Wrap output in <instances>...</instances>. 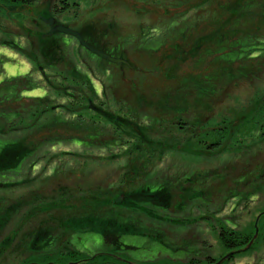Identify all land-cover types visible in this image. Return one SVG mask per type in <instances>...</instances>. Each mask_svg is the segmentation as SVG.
I'll return each mask as SVG.
<instances>
[{"label":"rangeland","instance_id":"obj_1","mask_svg":"<svg viewBox=\"0 0 264 264\" xmlns=\"http://www.w3.org/2000/svg\"><path fill=\"white\" fill-rule=\"evenodd\" d=\"M75 1L80 7H73L70 16L60 14L56 17V25L62 24L76 31L84 25L94 24L95 32L98 36H102L100 42L103 43L104 50H108L106 54L115 59L123 55L134 66V68H121L108 60L103 62L96 57V54L92 56L91 52L89 54L87 49L88 52L83 49L77 39L65 35V40L69 44L66 48L67 58L78 71L92 77L98 92L102 93V88L105 87L106 97L102 94L99 97L106 105L115 104L116 110L119 109L118 104H124V107L128 110L131 108L139 119L143 116L158 120L159 116L165 119L169 117L170 125L167 126L171 131L179 132L181 130L179 121H173L176 114L187 116L185 117L187 120H193L196 114L201 113L206 117L213 115L216 120H221V115L233 111L235 120L240 121V115L243 114L240 111L241 107L248 105L256 93H264V23H262L264 0H182L187 3L162 1L158 5L148 0ZM241 3L243 4L240 5ZM220 4L224 7H219ZM225 4L231 9L228 10ZM187 10L189 11L185 13L184 11ZM21 13L23 15H15L11 18L0 13V58L5 62L4 70L0 73V82L33 74L39 88L30 90L24 96L41 98L47 93L50 100H53L54 106H62L68 101L61 97L59 92L54 93L49 88L50 80H58L59 73L57 70H48L44 67L43 56H39V39H36L38 34H48L52 28L46 22L40 21L36 12L32 16L27 11ZM225 20L229 27L228 31L241 29L239 38L244 41L246 49L248 47L257 49L253 52L256 51L260 59L250 60V51H248L244 57L247 61L241 62L243 64L209 67L208 71L211 74L216 70L214 78L218 92L217 94L209 92V98L206 96L200 100L197 94L200 88L188 84L181 89L182 81H179L177 75H174L176 78L172 75L173 70H166L167 66L160 68L157 62L159 56L150 50L156 51L161 41L181 40L183 33L191 36L196 32V36L203 34V31L208 32L212 25L221 27ZM197 23L200 24L199 29L196 27ZM247 41L250 43L248 47ZM6 43L22 46L27 54L34 53V56L39 57L42 73H45L39 72L38 67H35L30 59L8 48ZM218 46L215 44L213 50L202 51L201 56L212 54L215 58V54L221 53ZM121 53L123 54L119 55ZM196 69H183L180 72L182 75L185 74L183 71L187 74L193 72L195 75L198 72ZM185 81L189 82L188 79ZM207 89L209 90V87ZM168 94L175 95L169 97ZM175 98L178 102L175 100L174 102L179 105H177L179 110L168 106ZM212 108L214 112L211 114ZM262 111L264 112V108ZM255 112L256 114L252 115L256 117L258 113ZM236 116L240 117L236 118ZM54 118L53 116L46 122L41 121L46 131L51 132ZM55 124L63 126L57 122ZM187 124L190 125V122ZM220 126H215L214 129L217 131L213 132V135L208 134L212 137L201 136L202 142L198 147L196 146L198 150L192 153L183 149L184 143L171 153L158 152L160 158L159 160L155 158L158 164L151 166L150 169H146L143 163L136 162L124 169L123 160L122 163L118 161L109 163L107 159L120 154L116 147L110 146L111 136H116L113 135L109 125L104 132L109 142L104 138L108 143L102 142L93 148L86 149L71 142L54 146L50 142H43L36 155L22 166V171L1 179L9 184L23 181L24 183L18 187L10 184L12 187L0 190V208L36 190H39L44 203L57 204L60 202L54 201L57 196L62 194V197L66 198L67 193H71L69 197L72 198H79L85 194L84 196H98L103 201L111 202L116 194L122 192L123 198V193H132L140 189L142 186L140 183L149 181L150 183L145 185L156 183L168 186L172 194L168 208L156 205L151 211L152 206L145 204L139 206L140 210L131 212L127 209L111 207L110 204L107 205L109 209L104 208L106 207L104 205L98 207L97 216H104L109 220L128 221L136 228V234L129 235L125 241L137 249L131 250L122 260L114 264H169L172 260L168 255L177 256L178 251L187 254L180 258L172 256L176 262L180 261V264L187 263L193 257L199 260L195 263L201 264L208 263L206 257L215 260L212 264H264V127L258 130L250 124L238 137L239 139L232 140V147L208 148L211 141L220 137L222 143L229 137L227 131L223 129L225 125ZM41 129L37 133L41 132ZM186 130H182L181 133L185 135ZM15 137L21 139L24 135ZM203 140H207L206 147ZM105 144L110 146L109 149L99 151L98 149ZM93 154L98 157H93ZM77 157L80 158L81 163L86 162L88 158H93L96 163L88 165L87 168L82 166L83 169L76 171L75 174L70 173L69 169L75 166L73 164L77 161L74 158ZM57 165L62 167V171L60 175L55 176L54 170ZM122 170L128 175L124 177L125 182L118 190L115 187L120 182ZM136 170L147 173L149 177L144 175L139 180H134L135 177L140 176ZM150 171H153V174H150ZM63 173H66V176L62 175ZM195 191L200 192L203 196L202 200H189ZM246 196L250 198L246 199ZM84 204L85 201L79 198L77 206ZM32 206L34 207L35 204ZM48 207L49 205L40 208L45 210L34 209L35 212L26 218L25 214L24 216L18 214L11 220L0 235V243L3 239L12 236L11 243L4 246L0 252V264H20L30 255V251L26 253L24 251L27 247V235L38 225L52 226L50 220L56 223L60 217L61 227H65L67 218L70 217L67 211H64L65 209L59 204L57 207L61 209H55L57 207L48 209ZM55 223L53 225H56ZM253 226L256 227L255 235L246 247L230 249L222 242L220 233L223 229L224 231L230 229L237 237L235 239H238L242 235H249ZM63 228L59 230L62 231ZM65 235V239L68 240L75 233L67 230ZM60 237L58 238L61 241L65 240L64 237ZM80 242L82 244L79 248L85 256L108 249L105 241L92 234L83 235ZM33 259L34 257L30 258L29 263ZM32 264L47 263L37 258Z\"/></svg>","mask_w":264,"mask_h":264},{"label":"trees","instance_id":"obj_2","mask_svg":"<svg viewBox=\"0 0 264 264\" xmlns=\"http://www.w3.org/2000/svg\"><path fill=\"white\" fill-rule=\"evenodd\" d=\"M148 1L156 5L162 1H173L177 2L176 4L187 3L182 0ZM242 4L243 3L240 5ZM221 5L222 4L218 6L220 7ZM76 6L77 8L80 7L75 0H42L41 2L36 0H0V13L6 15L7 18H11L15 15H23L21 12L24 11H27L31 16L36 12L39 14L40 21L45 22L50 18L56 20V17L60 16V14H69L70 16V10ZM226 7L228 10L231 9L229 5H226ZM188 11L189 10L184 12L186 13ZM73 13L77 14L76 12ZM91 25H84L76 31L79 32L86 42L93 48H96L102 53H108V50H104L103 43L100 42L102 36H98L97 32H95L96 30L93 28L94 24L93 26ZM219 28V25H212L208 32L203 31V35L206 33L208 38L213 40L217 39L213 36ZM36 39H39V56H43L44 67L48 70H57L59 73V77L57 76L59 78L58 80H50L49 88L52 89L54 93L59 92L58 94L61 97H64L68 102L62 106L56 107L52 104L53 100H50V96L47 93L41 98L25 97V93L39 88L38 82L33 77V74H29L23 78H11V80H3L0 82V190L12 186H22L21 184H23L24 181L12 182V184L10 182L12 185L10 186L9 183L2 181L1 179H5L9 174L22 171V166L26 161L32 159L33 156L36 155L41 148V143L50 142L54 146L59 143L71 142L79 146H84L86 149L93 148L97 144L106 142L105 139L108 141L104 135V132L107 131L105 129H108L107 125L111 126L110 129L112 130L113 135L117 137L116 140V137L111 136L112 142L110 146L111 148L116 147L120 153L113 158L110 157V159H107L110 161L109 163H111V161L122 163L123 157L128 164L133 160V162L136 163H143L144 167L147 169L148 167L158 164L155 159L157 158L159 160L160 158L158 152L162 151L161 153H171V151L178 149V146L181 147V145H183L185 139L183 133H181V130H179V132L171 131V128L167 126V124L170 125V122H168L165 117L159 116L160 118L158 120L155 118L147 119L143 116V118L141 117L139 119L133 113L132 109L130 108V110H128L124 107V104H118L119 106L117 105V107L119 109L116 110L114 108L115 104L106 105L105 102H102L99 96L102 94V96L106 97L105 87L102 88V93L98 92V89L94 87V83L91 79L92 77L86 73L78 71L77 67L67 58L66 48L69 44L65 40L64 34L50 31L48 34H38ZM220 39L221 38H219L218 41H220ZM207 42H210V40ZM5 45L16 52L18 51V53L27 59H30L31 62L34 63V66L38 67L37 69L39 72H43V68L40 67L41 62L39 61V57L34 56V53L27 54L24 51V48L18 44L14 45L6 43ZM82 48L86 50V48ZM88 53L91 54L90 52ZM122 54L123 53L119 55ZM91 55L96 56L95 54ZM96 57L103 62H106L99 56ZM120 58L127 61V58L123 55L120 56ZM4 65L5 62L0 58V73L4 70ZM103 73L106 74V72ZM192 87L195 88L198 87V85L195 84ZM197 94L199 99H201L202 95L200 89ZM177 105L178 104L173 100L168 106L173 107V109L176 108L175 110H179ZM263 108V92L256 93L251 101H249L248 105L241 107L240 111H242L243 114L240 115V121L236 119V123L234 124L236 127L237 139H239L238 137L242 135L241 133H244L245 128L250 126V124H253L254 128L258 130L263 129L264 112H261ZM255 111L258 113V116L256 117L255 115H252L256 114ZM53 116L55 117V121L51 132L48 130L46 131V128L41 124V121L43 120L46 122L53 118ZM176 116L181 115L176 114ZM239 117L236 116V118ZM221 118V121H219V119L216 120L211 118V120H207L208 124L207 121L203 122L202 120H197L196 122H192L194 125L193 129L197 130L199 128L204 131L208 130V127H217V125H221L222 127L224 125L229 126L227 123L228 116H221ZM223 120H225V122H222ZM56 122L63 126L56 125ZM40 129L41 132L37 133ZM249 131H251L250 128ZM18 135H24V137L18 139L15 137ZM199 139L202 140L200 137H197L195 139L196 141L190 139L191 146H197V140ZM223 143H225V141ZM228 143H230L229 140ZM110 146L105 144L98 150L105 151L109 149ZM92 156L98 157V155L95 154ZM101 156L102 155H100V157ZM74 159H76L77 162L73 164L75 166H73L72 169H69L71 171L70 173L73 174H75L76 171L78 172V170L83 169L81 168L82 166L87 168L88 165L96 163L93 158H88L85 160L86 162L83 163H81L79 157ZM60 171H62V167L57 165L54 170V175H60ZM136 171L140 174V177L144 175L149 177V175L143 171ZM148 171L149 170H147V172ZM152 173L153 172L150 171V174ZM65 174L66 173H63L62 175ZM121 174L122 175L119 179L120 182H118L115 187V189L118 190H120L124 184V174L123 172ZM141 174L143 175L141 176ZM38 191L39 190H36L31 194H25L24 196L13 200V202L1 206L0 235H2L11 220L18 214H22V216L25 214L26 218L31 213L35 212V210H45L40 208L45 207L46 205H49L48 209H51L57 207L59 204L65 209L64 211H67L66 213L70 217L67 218L68 221L65 223L64 228L61 227L62 222L59 221V217L56 223L55 221L50 220L52 226H43L40 224L36 229L31 231L30 234L27 235V247L24 250L25 253L26 251H30V255L20 264H32L37 258L42 259V261H45L47 264H114L116 261L119 262V260L124 258L123 256H125V254L129 253L131 250L137 249L125 241V238L129 237V235L136 234V228L131 226L133 224L128 223V221H121L118 219V221L115 219L109 220L107 217L97 216L96 214L99 210L98 207L104 205L106 206L104 208L109 209L110 207L107 205L110 204L111 207L115 206L122 210L127 209L134 212L140 210L139 206L141 207V205L149 204L152 206V211V208H155L156 205L168 208L170 206L169 199L172 196L168 186H162V184L155 183V185H144L132 193H123V198L121 196L122 192H120L112 198L111 202L108 200L103 201V199L98 196H84L85 194H82L83 196H79V198L82 201H85V204L83 206H77L79 198L69 197L71 196V193H67V199L63 198L62 194L57 196L54 201L60 202L54 204V202L44 203L41 199V194H39ZM202 197L203 196L200 192L195 191L193 192V195L189 197V200H202ZM249 198L250 196H246V199ZM32 204H35V206L33 207ZM30 207L33 208L30 209ZM167 208L165 209L166 211ZM55 209L61 208L57 207ZM151 211L150 214H152ZM38 212L39 211H36V213ZM46 212H48V210H46ZM75 212L79 214L74 215L73 213ZM54 223L56 225H53ZM57 225L58 230H56ZM61 228H63L62 231L59 230ZM255 229L256 227L253 226L251 230L252 232L249 235H242V237H238V239H235L236 236L233 231H230V229L227 231H224L225 229H223L220 236L225 246L230 249L242 246L246 247L255 235ZM67 230L75 233V235L72 237L70 236V239L68 240L65 239ZM85 234H92L100 237L105 241L106 246L108 245V249H104L102 252H92V254L89 252L91 256L82 255L84 252L79 247L82 244L80 241ZM138 235H141V233H138ZM58 237H64L65 240L61 241ZM11 241L12 236L3 239V242L0 243V252H2L1 250L4 246L6 247L9 245ZM178 253L177 256L168 255L170 256L169 259L172 260L169 264L181 263L180 261V263L176 262L174 258H180V256H183L185 253H180L179 251ZM184 256H187V254ZM32 257H34V259L29 263V259ZM206 258L208 261L207 264H212L215 261L212 258ZM96 259H98V261H96ZM195 261L199 260L193 257L187 263L183 264H201L200 262L195 263Z\"/></svg>","mask_w":264,"mask_h":264},{"label":"flooded vegetation","instance_id":"obj_3","mask_svg":"<svg viewBox=\"0 0 264 264\" xmlns=\"http://www.w3.org/2000/svg\"><path fill=\"white\" fill-rule=\"evenodd\" d=\"M222 7H224V6H222ZM199 25L200 24H198V23L196 24V27L198 29L200 28ZM228 28L229 27L227 26V21L225 20V21H223V24L221 25L219 30H217V32L213 36V37H216L217 39L213 40L211 38H208L206 36L207 35L206 33H204V35L198 33L199 35H196V36H195L196 32L193 33V35H191V36H189L186 33H183L181 40H179V41H168V40L161 41V43L157 45L158 49L156 51H155V49L154 50L152 49L150 51H152L153 54L157 53V55L159 56L158 57L159 59L157 62L159 64L158 66L160 68L162 66H167L168 68L166 70H168V71L173 70L174 74H172V75L173 76L177 75V78L179 79V81H182L181 82L182 84H180L181 89H184V87H187L188 84L190 86L197 84L200 89L203 88L204 90H200V93L202 95L201 99H203L204 97L208 96L209 92H213L214 94H217V92H218V85L216 86V81L214 78V72L216 70L213 72V74H211L208 71L209 67L243 64L241 62H245L246 59L244 57H245L246 53H248V51H250L249 52V55H250L249 59L250 60L256 61L258 58L260 59V55H257L256 51L253 52V50H257V49H254V47H248V44L250 45L249 41H247V47L248 48L246 49L244 41L239 38V35L241 34V29L236 28V30H234V29L229 30L231 32V33H229ZM219 38H221L220 41H218ZM208 40H210V42H207ZM198 43H200V44H198ZM215 44L219 45L218 47H220V49H221V53H219V55L215 54V58H214V55H212V54H205L204 56H201L200 53L202 51L213 50L212 47ZM215 61H216V63H215ZM119 66L121 68H125V67L134 68V66L132 65L130 60H127L125 64L119 65ZM194 68H197L196 70L198 71L195 75H193V72L187 74L186 71H183V72H185L184 75H182V72H180L183 69H194ZM237 74H238V72H237ZM185 79H188L189 82H186ZM195 80H197V81H195ZM208 87H209V90L207 89ZM168 95H169V97H171L175 94H173V95L168 94ZM208 98H209V96H208ZM176 99L177 98H175L173 100L176 101ZM176 102H178V101H176ZM162 105L164 106V103ZM213 110H214V108H212V112H210L211 114L214 112ZM234 110H235V108H234ZM248 113H249V111H248ZM221 116H223V117L228 116L229 121H227V123L229 126H225V127H223V129L227 131L228 136H229L228 138H230L229 139L230 143H228V140H226L228 138H225V143H223V142L221 143L220 142L221 138L219 137V139H215V141H211L208 148L217 147V148L223 149V147H224L227 149L228 146H230V147L232 146L233 143L231 141L233 139H235V140L237 139L236 127L234 125L236 123L235 112L229 111L228 114L221 115ZM185 117H187V116H183V115L176 116V117H174L173 121H179V124H180L179 127H181L180 128L181 131L184 129H187L186 133H188V134L187 135L183 134V137L185 138L184 142H183L185 146H183V149L188 150L190 153H192V151H195L198 149L196 148V145H195V147L191 146V140L196 141L195 139L197 137H201V136L202 137H212V136H209L208 134H212L213 132L217 131L214 129L215 127H208V130H204V131H202L199 128L197 130L193 129L194 125L192 124V122H196L197 120H202L203 122H205L211 118L212 119H216V118H214L213 115L206 117V115H203L202 113L196 114L195 117L193 118V120L192 119L187 120V118H185ZM168 118L166 119L167 121L169 120ZM219 121H221V120H219ZM188 122H190V125L187 124ZM222 122H225V120H223ZM207 124H208V121H207ZM220 131H221V129H220ZM199 140H197V147H198V144L200 142H202V140H200V141ZM235 140H233V141H235ZM203 141H204V147H206L207 140L206 141L203 140ZM122 160H123V168L124 169L127 166L132 165V163H134L133 160H131V163L128 164L126 162V159L123 157H122ZM156 162H158V161H156ZM148 169H150V167H148ZM122 172H124V171L122 170ZM151 172H153V171H151ZM123 174H124V177L126 175H128L126 172H124ZM142 177H144V176H142ZM140 178L141 177L138 176V177H135L134 180H139ZM150 181H151V179H150ZM124 182H125V179H124ZM146 183H150V182L145 181L144 183H140V184H142L141 187H143ZM148 185H150V184H148ZM137 264H142V263H137Z\"/></svg>","mask_w":264,"mask_h":264},{"label":"water","instance_id":"obj_4","mask_svg":"<svg viewBox=\"0 0 264 264\" xmlns=\"http://www.w3.org/2000/svg\"><path fill=\"white\" fill-rule=\"evenodd\" d=\"M45 22L51 26L52 32L62 33L64 35L74 37L75 39H77L78 43L81 44L82 47L86 48L92 54H96L100 58H102L104 60H108L109 62L116 64V65L117 64L123 65L126 63V61L121 59V58L115 59V58L111 57L110 55H108L106 53H102L101 51L97 50L96 48H93L89 43L86 42L84 37L79 32H77L73 29H70L67 26H64L62 24L56 25V22L53 18H50L49 20H46ZM229 255H231V254H229Z\"/></svg>","mask_w":264,"mask_h":264}]
</instances>
